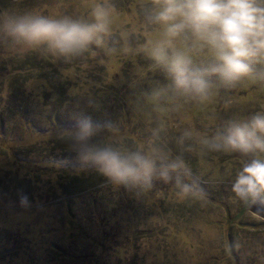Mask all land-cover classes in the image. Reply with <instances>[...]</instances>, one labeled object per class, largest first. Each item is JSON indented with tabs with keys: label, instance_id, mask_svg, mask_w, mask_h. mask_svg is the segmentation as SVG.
I'll return each mask as SVG.
<instances>
[{
	"label": "rangeland",
	"instance_id": "1",
	"mask_svg": "<svg viewBox=\"0 0 264 264\" xmlns=\"http://www.w3.org/2000/svg\"><path fill=\"white\" fill-rule=\"evenodd\" d=\"M94 2L0 0V10L89 19ZM153 2L107 0L106 46L67 61L20 58L0 42V264H264V218L231 192L251 154L202 144L226 121L264 110V82L214 84L204 101L178 94L139 50L158 35L144 18ZM193 59L208 62L205 52ZM76 116L100 124V138L181 155L202 195L178 200L161 180L138 193L81 166L56 138Z\"/></svg>",
	"mask_w": 264,
	"mask_h": 264
},
{
	"label": "clouds",
	"instance_id": "2",
	"mask_svg": "<svg viewBox=\"0 0 264 264\" xmlns=\"http://www.w3.org/2000/svg\"><path fill=\"white\" fill-rule=\"evenodd\" d=\"M112 13L107 0H95L89 19L0 10V42L20 58L36 52L67 61L92 46H106ZM144 18L158 35L139 50L164 69L178 94L204 101L214 84L233 87L245 78L264 82V0H154ZM201 52L208 56L202 65L193 59ZM100 129L90 117L76 116L71 127L57 130L56 138L76 153L81 166L113 186L139 193L161 180L171 183L178 200L202 195L181 155L156 147H125L100 138ZM188 135L184 132L180 142ZM202 144L211 151L251 154L237 171L231 192L252 216L264 218V110L226 121ZM18 202L29 206L25 194H18Z\"/></svg>",
	"mask_w": 264,
	"mask_h": 264
}]
</instances>
